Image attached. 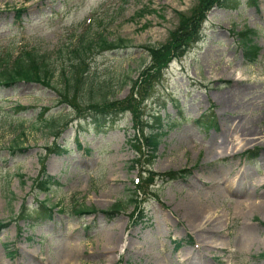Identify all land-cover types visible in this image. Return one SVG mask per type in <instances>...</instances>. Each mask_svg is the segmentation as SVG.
<instances>
[{"label":"rangeland","instance_id":"1","mask_svg":"<svg viewBox=\"0 0 264 264\" xmlns=\"http://www.w3.org/2000/svg\"><path fill=\"white\" fill-rule=\"evenodd\" d=\"M195 1L0 0V55L25 45L46 52L61 47L62 55L52 56L58 67L67 66L70 43L95 22L110 39L125 36L133 44L86 57L88 76L109 78L111 97L124 98L150 58L142 45L167 41L176 10H189ZM17 7H23L20 18ZM142 8L145 13L131 19ZM206 17L199 40L170 61L143 102L145 115L158 110L164 117L151 164L162 174L146 189L135 186L146 164L131 160L129 111L104 131L86 129L83 120L55 137L47 122L77 121L75 108L39 81L0 85V220L17 214L24 201L36 205L47 197L53 207L52 216L33 225L22 218L21 229L12 221L0 230V264H264V0L217 2ZM246 26L255 29L259 47L252 61L238 43ZM20 103L28 107L16 110ZM44 106L48 111L40 115ZM54 140L67 148L48 153ZM14 142L25 149L12 150ZM41 154L60 183L36 193L31 185ZM181 168L183 175L168 178V171ZM133 190L146 195L138 223L131 222V202L111 218L73 211L81 202L106 209Z\"/></svg>","mask_w":264,"mask_h":264},{"label":"trees","instance_id":"2","mask_svg":"<svg viewBox=\"0 0 264 264\" xmlns=\"http://www.w3.org/2000/svg\"><path fill=\"white\" fill-rule=\"evenodd\" d=\"M230 1V0H229ZM220 3L223 5L228 4V0H196L194 6L189 10H176L178 22L173 30L170 31L169 38L165 42L159 44H144L142 45L149 52L150 58L139 70L137 78L131 81V90L124 98L111 97L109 94L110 81L98 79L95 76H88V65L86 63L87 54L91 51L101 52L103 50H112L116 48L128 47L133 45L129 38L125 36H117L115 38H109L108 35L102 30H97L91 23L83 31L79 32L75 36V41L70 43V47L66 52L69 60L67 66L61 65L58 67L55 58L52 53L56 55H62L61 47L55 49V52L41 50L35 46H24L18 51L10 50L6 52V57L0 55V85H10L17 81H38L45 87L54 89L59 95L60 102H65L72 109L75 108L76 114L73 119H65L54 125V121L47 122L49 131L54 134L55 137L60 136L61 132L68 127L69 124L77 123L78 126H82V121L92 126L93 130L104 131V125L107 123H114L121 115L126 111L131 113L133 134L126 136L130 146L135 149V156L131 159L133 166L143 161L146 165L142 167V171L146 172V176L143 179H137L135 186L140 189H146L154 183L155 178L162 174L152 169L151 164L157 156L158 144L160 140V134L164 131L162 129L163 116L157 110L144 113V100L149 96V90L153 86V81L158 77H161L164 73L162 70L169 65L170 61L176 56L185 54L187 49L197 42L202 34V25L206 20L207 11L214 3ZM23 7H17L15 14L18 18L21 17ZM145 13V9L142 8L137 11L134 16H142ZM255 31L253 27L246 26L238 31L239 39L238 43L245 49L244 55L249 61L255 60L259 47L253 42V36L251 34ZM62 74L64 80H58L55 77ZM56 75V76H55ZM84 104L85 106L81 107ZM28 106L24 104H17L15 109L23 110ZM48 107H43L40 110V115H43ZM74 110V109H73ZM44 119H49V116H43ZM205 122H209L210 119H205ZM23 129H21L22 131ZM83 132V131H82ZM77 140V137H76ZM12 144V150H23L24 146L14 142ZM80 144V143H79ZM66 145H62L55 140L53 144L47 145L48 153H61L63 149H66ZM252 152L251 150H249ZM255 153V152H252ZM46 155L41 154L40 164L42 168L38 175L32 180V188L39 191L48 192L52 190L54 185L60 183L59 178L56 175H52L46 171L45 167ZM143 163V164H144ZM187 169L181 168L178 170L172 169L166 174L169 177H176L177 174L186 171ZM150 191V190H149ZM155 195L158 193L155 191ZM146 196V195H145ZM144 198H139V192L133 190V193L128 196L127 199L118 198V200L111 203L106 209H99L95 205L79 203L75 204L73 209L74 213L87 214L89 212L102 211L106 217L111 218L116 216L120 209L125 207V202L134 203V209L132 211L131 222L138 223L142 220L144 213L143 201ZM48 198L45 197L38 201V204L33 205L28 202H23L21 210L17 214H12L8 220H0V230L7 227L12 221L19 222L20 219H26L27 223L33 225L34 220H39L44 217H50L53 214L52 205L47 203ZM18 229H21V225L18 223ZM180 241L176 244L179 245ZM7 248L8 244L5 243ZM8 255L13 256L14 250L7 248Z\"/></svg>","mask_w":264,"mask_h":264},{"label":"bare ground","instance_id":"3","mask_svg":"<svg viewBox=\"0 0 264 264\" xmlns=\"http://www.w3.org/2000/svg\"><path fill=\"white\" fill-rule=\"evenodd\" d=\"M229 187V186H228ZM243 201V200H242ZM241 201V202H242ZM263 202V201H262ZM243 204V206L245 205L244 203H242ZM240 206V205H239ZM251 208V207H250ZM252 209V208H251ZM192 210H193V208H192ZM194 211H195V213L198 215V216H200V218L202 217V211H201V208L200 207H198V206H196V207H194Z\"/></svg>","mask_w":264,"mask_h":264}]
</instances>
